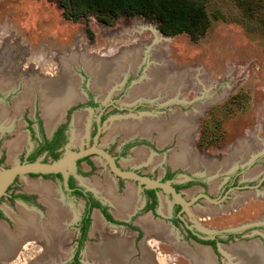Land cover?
Listing matches in <instances>:
<instances>
[{"label": "rangeland", "instance_id": "1", "mask_svg": "<svg viewBox=\"0 0 264 264\" xmlns=\"http://www.w3.org/2000/svg\"><path fill=\"white\" fill-rule=\"evenodd\" d=\"M209 8H219L227 19L214 20L203 37L198 41H192L185 33L163 35L157 29L156 22L139 16L119 18L112 25L98 21L93 15L81 20L71 21L63 17L62 9L56 0H0V71L5 70V64L9 62L8 58H11L8 72L15 81L13 86H9L5 90L0 89L4 94H7L10 90L15 91L18 88L11 97L12 108L7 107V104L1 106L7 109L6 115L8 116L5 119L1 118L0 122V131L3 129V132L0 133V154H3L2 158L0 157V174L19 161L18 155L13 157L14 160H9L6 141L14 138L17 131L25 132L22 118L24 108L28 107L29 116L33 117L35 94L37 92H32L30 102L21 105L18 110L14 109L13 106V99L24 92V78H31L32 76L38 77L39 80L50 76L56 78L60 75L61 69L66 67L69 68V73L75 78L72 82L75 84L76 89L81 92L83 82L86 83L87 87H90L92 73L88 71V68L98 73L100 71L97 69L98 66L86 68L85 61L87 62L90 59L97 62H107L109 60L100 59L115 58L118 59L116 61L118 63L122 60L120 58L123 54L135 52L136 55L141 54V62L144 58H147L148 61L146 59L142 63L140 62L137 68L131 67L133 70L126 74L127 68L124 69V75L121 76L124 81L128 78L132 79L131 84L126 88L121 87L124 82L122 84L118 83L123 79L118 76L116 72L118 68L115 67L113 73L109 72V74L113 76L112 82L116 84L112 85L113 87L104 95H100V92L95 90L93 95L95 99L103 103L117 97L116 101L119 104L127 107L139 104L140 107L136 110H125L122 113L109 112L106 114L103 126L106 128L102 132L103 135H101L99 143L106 146L110 138L111 141L118 142L125 140L122 135H119L122 131L113 132L114 130H111L110 132H113L111 137H107L108 128L116 122L140 123L149 118L155 119L158 123H163L165 119L160 116L168 113L169 120H165V123H168L176 113H193L194 115L190 119L192 120V123H190L192 128L190 127L189 131L190 148L195 156L202 155L198 158L203 159L204 164L210 170L206 166L196 172L186 169L182 170L177 177L183 181L186 176H194L187 174L188 171L198 173L187 185L188 187L182 189L186 199L191 200L190 205L186 208L188 213L185 214V218L192 228L202 230L204 235H219L221 238L217 243L218 245L213 247L207 243L188 238L184 234L183 228L177 226L173 231L177 237L178 245L190 251L197 246L199 249L209 250L213 255L214 264H237L225 255L228 248L231 249L237 245L250 246L257 244L264 251V226H262L264 225V194H261L264 187V33L260 26L256 25L258 23L254 19L244 17L233 0H209ZM240 19L247 21V23H241ZM151 61L160 62L163 68H167L171 73H185L184 71H187L190 75L191 82L189 83L191 86L189 83H186L187 86L184 84L182 93L180 95L176 93L174 99L166 101L169 104L167 106H163L164 104L159 105L160 102L163 103L166 99L147 100L145 98L151 97L144 95L130 101L127 100V98L130 99L134 96L135 90H132L135 87L134 85L141 83L147 75V71L151 67ZM199 74L205 83L203 86L198 81ZM95 77L93 76V80ZM109 82L107 78L105 85H108ZM91 89L93 90V88ZM37 96L39 115L44 118L45 115L42 108H40L42 107V99L40 94L37 93ZM9 99L8 101L2 99V101L3 103H9ZM74 104H78L74 107L76 111H81L86 107L85 104H81L77 100ZM198 105L199 109L196 112V106ZM175 109L178 110L173 113ZM90 112L89 110L82 112L85 119L90 116ZM129 114H139V116L124 117ZM113 116L123 118L110 120ZM202 123L211 126L216 125L213 133L216 138L214 139V145L204 149L198 146ZM151 133H153V137H157L158 133L148 132V134ZM153 137H150V139L154 140ZM19 140L12 145V149L18 145ZM254 142H256V145L252 144ZM70 143L72 144V142H69L68 146L71 145ZM243 143H247L248 148H253L256 157L252 161L247 162L248 159H244V156L239 155L234 160H230V164L226 166L225 170H222V167L220 169L209 167L210 164L217 163H223L224 165L225 161H229L233 156H236L234 155L236 147ZM83 145V142L78 141L74 147L81 148ZM175 147L176 142L174 139L173 143L163 148L158 147L162 152H156L158 153L156 155H169V153L171 155ZM238 149L242 150L241 147ZM42 157L39 156L38 159ZM124 159H132V162H129L131 166L143 169L145 172H149L153 168L147 158L145 163L148 165L140 166L142 163L139 162L143 159H136L133 153H129L125 158L120 159V162L126 166L123 162ZM244 162H247L245 163L247 164L246 167H242V170L234 178L237 183L233 184L228 192L222 194L220 189L227 180L228 171L236 169L238 166H244ZM160 164L157 165L158 168ZM255 169L261 171L253 177L248 176ZM96 170L93 173L92 171L88 172V174H91L85 176V178L94 179V177H98L100 179L99 183L111 182L114 179V175L108 173V167L104 166V163L97 165ZM157 173H159L157 169L151 171L152 175ZM31 180L56 184L52 177L23 174L17 176L8 192H29L30 190L26 189V182ZM128 185L137 188L139 186L138 183H134L132 180H127L124 184H121L124 189ZM204 191H207L214 200L219 198L217 205L206 198L198 201L201 196L196 197L197 194ZM249 192L253 194H245ZM193 198L195 199L193 200ZM239 199L241 200L236 203ZM67 200L64 199L63 203L68 205L69 211L73 214V221L63 228L66 234L70 235L69 240L63 244L66 248L65 254L57 257L61 255L57 253L59 249L51 246L43 247L38 240L28 241L21 244L16 250V256L9 260L11 261L10 264H34L40 261L43 262V259L44 263L42 264H71L68 256L75 244L73 238L77 235L76 221L77 214L81 210V200L77 198ZM20 205L23 206L18 200H10L5 197L0 200V209L3 214L0 221L4 223L8 221L10 229H13L14 223L6 210H9L10 213L16 212L19 214L20 209L17 210V207ZM207 207V210L215 209V211L206 212ZM35 208L41 213L46 211V207L41 204H38V207L30 206L28 209ZM110 210L113 211L114 209L111 207ZM143 215H139L140 218ZM254 222H261L262 225H251L237 231H220ZM91 228L90 235L86 239V245H100V242L107 244L109 241L110 243L127 241L131 247L130 262L133 260L142 261L144 251L149 248L148 250L154 252V256L156 255L157 264H194L189 255L190 253H187V255L186 251L182 252L173 242L165 243L160 238L149 241L151 239L150 235H152L151 232L149 234L144 232L145 234L143 233L139 238L137 237L138 232L131 228H120L104 222L101 231L99 230L91 236ZM163 229L166 230L165 227ZM226 233L232 234L229 236ZM166 234L169 235V232ZM164 239L169 240L170 238ZM42 251H44L43 254ZM80 258L86 264H103V262L95 261L96 259H93V261L90 258L88 259L84 253L81 254Z\"/></svg>", "mask_w": 264, "mask_h": 264}, {"label": "flooded vegetation", "instance_id": "2", "mask_svg": "<svg viewBox=\"0 0 264 264\" xmlns=\"http://www.w3.org/2000/svg\"><path fill=\"white\" fill-rule=\"evenodd\" d=\"M113 59L112 58H101L100 60H109V61L110 60L111 61L117 60L115 58H113ZM146 59L147 58H144L143 61H145ZM8 61L9 62L8 63L6 62V64H5V70L0 71V74H1V76H0V88L2 90L3 89L5 90L9 86H13L15 83L14 79L12 78L10 73L8 72V68H9L11 58H8ZM147 61H148V59H147ZM112 66H113V68H115L114 65H112ZM86 68H88V67H86ZM66 70H69V68L64 67L63 69H61L60 75L56 76V78L54 76L53 77L50 76L48 78H44L43 80L42 79L39 80L38 77L32 76L31 78H24L23 79V85H24L25 89H24V92L20 93L17 97H15L13 99L14 109L18 110L21 105L26 104L27 102H30V100L32 99L31 98L32 94L34 92H37L38 94H40V97L42 99V102H41L42 107H40V108H42V110H43V114L45 115V118L47 120L46 124L50 126V130L49 131L46 130L45 122H42V121H44V118L39 115L38 96L36 93L35 94L36 100H35V105L33 108V117L29 116L30 112L28 111V109H29L28 107L24 108V112L22 115V118L24 120L25 132L22 133L20 131H17L14 138L6 141V145L8 147L7 151H9L8 152L9 160H10V151L12 149V145L15 142H17L20 139V137L21 138L24 137V138H22V139H24V142L21 144V146L17 149V152L14 154V156H17V155L19 156L18 163L33 162L35 160H39L41 162H52V161L58 160L61 157H63L67 151L84 150V149L90 148L93 145H95V147L102 149L105 152H107L113 158L116 166L123 171L134 172L136 174L148 177V178L153 179V180H157L159 182L169 181L170 185L175 189V191L177 193H180L181 196L183 197V199H185V201L188 202L189 204L184 206L180 202L175 201V199L173 198V196L170 192H164L163 189L160 187H146L144 184L139 183L137 180H133V179H129V178H123L121 176H118L117 174H115L111 170L107 160L102 155H99L97 153H90V154H87V155L77 159L75 161V165H74L73 169H70L68 167L66 168V173H67L66 176L62 171H58V172H54V173H48V174L28 173L27 175H29V176H42V177L48 176V177H52L55 180L56 184L42 182L45 184H50L53 187L55 186L54 187L55 193L50 195L51 197H49L47 194L42 193L38 190L27 188L28 184L35 183V181H32V180L27 181L26 182L27 184L25 183L26 189L30 190L29 192L20 191V192H15V193H13V192L9 193L8 192L9 188L16 181V178H17V176H16L14 178L13 182L5 190V194L0 197V200L4 197L7 199L9 198L10 200H18V202L20 204L25 206V207H23L20 205L17 207V210H18V208L20 209L19 210V214H21L20 218L22 216H25V215H32V216L35 215L39 219V224H40L39 227H40V226H43L45 224V222L47 223V221L52 220L51 215L49 213V211H50V205L48 203L49 198L55 200L56 202H58L59 204H61L62 206L66 207L68 209H69L68 205H65L63 203L64 199L65 200H67V199L69 200L70 198H72L74 200L76 198L80 199L81 200V202H80V207H81L80 209L81 210L77 214L78 217H77V221H76L77 222L76 223L77 235L73 238L75 241V244L73 246L72 251L69 253V256H68L69 263H71V264H85L84 261L80 258V256L83 253V249H84L85 244H86V239L88 238V235H90V233H89L90 228L92 226V228H91V235H92L99 230L101 231V229L103 228L104 222H108V223L113 224L115 226H118L120 228H131V229L138 232L137 237H139V238L143 235L144 232H147L148 234L151 232L152 235H150L151 239L149 241H151V240L154 241V240H156L155 238H157V239L160 238L165 243L170 242V241L162 238V236H159L157 234L156 229L158 228L161 230L162 228L165 227V228H170V229L172 228L171 230L173 231L175 229V227L181 226V228H183L184 234L188 238L195 240L197 242H201V243L207 242V244H209L213 247L217 246L218 245L217 243L220 240L221 236H219V235H215V236L204 235L202 230H199L197 228H192L191 224H189V222H187L186 218H185V214L188 213V210L186 208L190 205L191 200L186 199V197L183 194L184 192H182V189L187 188L188 187L187 185L190 184V182L194 179L195 175L196 174L198 175V173H194L196 171L190 172L187 170L188 171L187 174L194 175V176H191V177L186 176L184 178V180L181 181L177 177L180 175L182 170L183 171L186 169L191 170V168H189L186 165L184 166V165L178 164V163L175 166V164H173L170 160L172 157V154L170 155V153H169V155H165V154L156 155L159 152H162L160 149H158V147L163 148L164 146H167L170 143H173L174 139L176 142V147H175V150L173 149V151L177 152V153L180 152L181 151L180 142L182 141V138H181L182 134H180V131L179 130H173V132L168 136L167 139L164 140V142L160 141L161 133H160L159 129H152L151 130V131H154L155 133H158L157 137H153V135H152L153 133L148 134V131L147 132L135 131V132L130 133V134L126 133L125 131H122V132L120 131L121 133L119 135H122V137L125 138V140L118 142L115 140L111 141V138H110V140H108L109 142L108 143L106 142L107 143L106 146H102L99 142L101 139V135H103L102 132H104V128H106V127H103L105 115L108 114L109 112L110 113H118V112L122 113L125 110H136L140 106H138L139 104H135L134 106L127 107L126 105L119 104L116 101L118 99L117 97L113 98V100H110L106 103L100 102V101H98V99H95L93 92L95 93V91H97V92H100V91H98L94 86H92V80H93L94 73L89 68H88V71L90 73H92V79L90 82V87H87L86 83L83 82V84L81 85L82 91L80 92V90L78 91L76 89L80 93V96L77 97L76 99H73L68 104L62 105L61 108L58 109V111H59L58 115L54 120L49 119L48 114L45 111L46 108H44V104H45V102H44L45 101V89H44V87L46 84H50L51 82H53L55 80L61 79L64 76V74L66 73ZM130 70H133V69L129 68L128 71H125V74L127 72H129ZM84 79H86V78H84ZM121 79H123V78H121ZM132 81H133L132 79L128 78L125 81L123 79L118 83L122 84L124 82V85L122 84L121 87L126 88L131 84ZM115 84L116 83H113L111 80V82L109 83L110 86L108 85L109 87L107 88L106 92H108ZM20 86L21 85L19 84V87ZM91 88H93V90ZM1 89H0V104H1L0 107L5 106V104H7L8 105L7 107L12 108L11 107V104H12L11 97L15 93V91L18 90V88L15 91L10 90L7 94H4V92H2ZM133 89H134V87H133ZM101 94L104 95L103 93L100 92V95ZM8 98H10L9 103H3L2 99L8 101ZM80 98H82V99H80ZM161 98L166 99V100H164L163 103L160 102L159 105H161V104L162 105L164 104L163 106L169 105L166 103V101H168V100L170 101L171 99H167V97H165L163 95L155 96L152 98H145V99H147V100H155L156 99L157 100V99H161ZM134 99H136V98H134ZM76 100L81 104H85L86 105L85 109H82L81 111L74 110V107L76 105H78V104H74L76 102ZM127 100H129V99L127 98ZM127 108H129V109H127ZM88 110L91 111L90 116L87 119H85V115L82 112L88 111ZM176 110H178V109H175L173 111V113L174 112L176 113ZM61 111H62V113H61ZM180 113H176V115L180 114ZM78 114L82 115L81 123L76 122L77 118H78ZM143 115H144V113H143ZM176 115H174L172 117V120L168 123H165V120L166 121L169 120L168 113H165L163 116H160V117L162 119H165V120H163L164 121L163 123L172 124ZM5 116H7V115H5ZM136 116H139V114H129L127 116L125 115L124 117H136ZM119 118H123V117L113 116L110 120L119 119ZM2 119H5V117H3ZM162 119H161V121H162ZM144 120H147V119H144ZM153 120H155V119H153ZM0 122H1V119H0ZM159 124H160V122H159ZM112 126L113 125H111L108 128L109 130L107 133V137H111V135H112V133L110 132ZM194 127H195V124H194ZM2 132H3V129L0 131V133H2ZM117 134H118V132H117ZM113 137H115V136H113ZM150 137H153L155 139L151 140ZM22 139H20V140H22ZM20 140H19L18 144L20 143ZM168 140H170V141H168ZM78 141L84 143L83 147H81V148L80 147H78V148L74 147L75 143H77ZM69 142H72V144L70 143L71 144L70 146H68ZM115 142H117L116 145H114ZM0 143H1V139H0ZM165 143H167V144H165ZM141 148L146 149L148 152L147 153L148 154L147 161H149L151 163V166L153 167L151 169V171H154L155 169H157L159 173L152 175L151 171L145 172V171H143V169L134 168L129 163V162H132V159H127V160L124 159L123 162L126 164V166L120 162V159L125 158L129 153H133L135 158L139 159L137 157L136 150L141 149ZM154 150H157V151H154ZM165 150H166V148H165ZM173 151H172V153H174ZM156 152H158V153H156ZM193 152L196 153L194 150H193ZM1 153H2V151H1ZM2 155L3 154H0V157ZM39 156H43V157L38 159ZM156 156L160 158L157 161L158 163L157 162L154 163V158H156ZM198 156L202 157V155H198ZM30 160H32V161H30ZM160 160H162V161L159 162ZM249 161H252V159L251 160L249 159L247 162H249ZM145 162H146V160L144 158V160H141L139 162L140 164L142 163L140 166H147L148 164H146ZM247 162H244V164H243L244 166H241V167L238 166L236 169L228 171L227 180L225 179L226 181L222 184V187L220 189V192L222 191V194L228 192L229 189L233 186V184L237 183L234 181V178H236V174L240 170H242V167H244V168L246 167L247 164H245V163H247ZM103 163H104V166L108 167V173L114 175V179L112 180L113 182L111 181V182L99 183L100 179H98V177H94V179H91V178L86 179L85 178V176H88V175L90 176L91 173L88 174V172H91V171H92V173L96 172L97 171L96 170L97 165H100ZM159 164H160V167L158 168L157 165H159ZM206 167L208 168V166H206ZM141 168H143V167H141ZM260 171H261L260 169H257L256 173H259ZM101 175H103V174H101ZM263 176H264V173H263ZM251 177H253V176H251ZM127 180H132V181H134V183H138L139 184L138 188L137 187L135 188L133 186H128L127 189L125 190L121 186V184L122 183L124 184ZM38 182H41V181H38ZM109 185H111V187H112L113 197H116L115 195H118L120 197H116V198L119 199L120 201H124V202L128 201L130 199V196H129L130 187H133L136 190V198L135 199L133 198L134 200H132V205H131L132 207L129 209L128 212H130L131 210L132 211L129 214H128V212L126 214H122V215L117 214L118 207L114 203L113 199H111L112 197L108 198L105 195L107 187ZM263 191H264V187L261 190L262 194H263ZM203 194H206L209 197H211L207 191L200 192L196 196V197L201 196V198H199L198 201L202 198H205L204 196H202ZM247 194H249V193H247ZM36 197H37V199H35ZM38 199H39V201H38ZM216 201H219V198H216ZM239 201L240 200H238L237 202H239ZM96 203H98L99 206L95 205ZM38 204L44 205V207H46L45 213L39 212L36 208L35 209H28L30 206L38 207ZM213 204L217 205V203H214V202H213ZM111 207L112 208L115 207L114 214L116 216H120L121 218L116 217L113 214V212L110 210ZM208 207H210V206H208ZM88 208L90 209V211L88 213L89 218H90V222H89L85 237L82 240V235L80 234V225L82 222L81 219L87 215L86 210ZM103 209L105 210L104 213H103ZM105 212L108 213L115 222H111V221L107 220L104 216ZM6 213L8 214L9 217L12 218L13 223H14L13 229L14 228L15 229L14 230L10 229V224L8 223V221L6 223L0 221V223H3L5 225V227H7L8 230L15 232L16 226H17L16 225V219H17V217H19V214L16 212L10 213L9 210H6ZM96 213L100 214V216L102 217L103 222H102V225H100L101 228L96 227V223H95ZM142 214H144L142 216V218H139L140 217L139 215H142ZM146 214H148V215H146ZM2 216H3L2 210L0 209V217H2ZM72 217L64 225H60V227L57 229V233H55L54 236L50 235L46 238L44 237V238L37 239L39 241V243L42 244L43 247H45V246L50 247L51 246V247H55L56 249H59L60 251L58 250L57 253L61 254V255H59L57 257H61L65 254L66 248H65V245H63V244H64V242L69 240L70 235L69 234L67 235L63 228L67 224H69L73 221ZM122 217H124V218H122ZM45 220H47V221H45ZM167 225L169 227H166ZM260 225H262V224H260ZM262 226H264V225H262ZM48 231H49V229H48ZM153 234L155 237L153 236ZM231 234L232 233H226V235H229V236ZM48 235H49V233H48ZM261 236H263V234H261ZM165 237H166V234H165ZM32 241H34V240H32ZM46 244H48V245H46ZM93 248L94 247L92 245L87 247L84 255H87V253L92 252ZM96 249H97V247H96ZM148 249H146L147 252L149 251ZM43 253H44V251H42V254ZM9 262H11V261H8V262L5 261L3 264H10ZM40 263L41 264L44 263V259H43V262L40 261V262H37L34 264H40ZM66 263H67V261H66Z\"/></svg>", "mask_w": 264, "mask_h": 264}, {"label": "bare ground", "instance_id": "3", "mask_svg": "<svg viewBox=\"0 0 264 264\" xmlns=\"http://www.w3.org/2000/svg\"><path fill=\"white\" fill-rule=\"evenodd\" d=\"M132 57V58H131ZM122 60H120L118 63L113 61H101L97 62L95 60H88L85 62V65L87 67H97L99 71L96 72L95 70L92 71L94 73L95 79L92 80V85L99 89L101 93H105L107 91V88L109 87L106 84V79L108 78V82L112 80V75L109 74V72L113 73V66L116 64V72L118 73V76L122 78V74L124 73V69L127 68L126 71H128L129 68H136L139 66L141 62V54L136 55L135 52L133 53H125L121 56ZM163 63V62H162ZM129 66V67H128ZM150 68L147 71V75H145V78L141 83H137L133 89L135 92L133 93L134 96L130 98L129 100H132L136 97L140 98V95H144L146 97H155L159 95H163L165 97H168V99H174V95L178 93L179 95L182 93V87L184 84L191 82L190 75L187 73V71H184L185 73H171L166 69L163 68L160 62L158 61H151ZM109 74V75H108ZM115 74V71H114ZM192 74V73H191ZM196 74V73H194ZM193 74V75H194ZM202 74V72H201ZM200 75V74H199ZM192 76V75H191ZM198 77V76H197ZM196 77V80L198 79ZM75 78L69 73L67 70L64 76L60 80H56V82H52L50 84H46L44 89H45V104L44 108H46L47 114L49 119L54 120L57 115H58V109L61 108L62 105L68 104L70 101L73 99H76L77 97L80 96V93L76 90L75 84L72 82ZM207 79V78H206ZM204 79V80H206ZM201 75L198 81H200L201 86L205 83L202 81ZM109 82V83H110ZM193 84V83H191ZM188 84H186L187 86ZM190 85V83H189ZM191 86V85H190ZM198 87V86H197ZM200 87V86H199ZM188 88V87H187ZM196 88V87H195ZM199 89V88H198ZM29 91V90H28ZM185 91V90H184ZM31 93V92H30ZM177 98V97H176ZM205 105V104H204ZM203 106V105H201ZM202 108V107H200ZM199 109V105L196 106V112ZM203 109V108H202ZM201 110V109H200ZM199 110V111H200ZM7 114V110L4 107H0V119L3 117H6L5 115ZM193 113L190 114H177L174 123L173 124H165V123H158L157 121L153 119H147L143 120L140 123L136 122H116L111 127V130L113 132L115 131H125L126 133L130 134L135 131H142V132H149L152 129H159L161 136L160 141L164 142L165 139L168 138V136L173 132V130H179L180 134H182L181 138L182 141L180 142L181 146V151L180 152H174L172 153L171 157V162L173 164H182L186 165L189 168H191L192 171H198L201 168L205 166V161L201 158H198L195 156L190 148L189 144V131L192 123L190 119H192ZM8 116V115H7ZM82 121V115L78 114L77 118V123H81ZM192 128V127H191ZM112 132V133H113ZM24 138V137H22ZM21 138V139H22ZM184 139V140H183ZM254 140V139H253ZM24 142V139L20 140V143L14 147L11 150L10 153V160L13 159L14 154L17 152V149L21 146V144ZM253 145H256V142L252 143ZM247 143L240 144V146L236 147L235 149V157L233 156L232 159H229V161H225L224 165L223 163H217L214 165L210 164V168L212 169H217L221 168L222 170H225L226 166H229L230 160H234L237 158L239 155L241 157L244 156V159H252L254 156V150L253 148H248ZM241 147L242 150H239L238 148ZM248 148V149H247ZM241 151V152H240ZM146 149H138L136 150L137 157L139 159H145L148 157ZM247 157V158H246ZM255 157V156H254ZM160 158L156 156L154 158V163H156ZM14 160V159H13ZM228 160V159H227ZM247 160V161H248ZM228 162V163H227ZM209 163V162H208ZM256 170H253L249 176H254L258 173H256ZM27 188L29 189H35L38 190L42 193L47 194L49 197L50 195L54 194L55 189L52 185L50 184H45L42 182L35 181V183H30L28 184ZM248 195L247 193H245ZM249 194H253L250 193ZM258 194V193H254ZM262 194V193H261ZM264 194V191H263ZM105 195L108 198L113 199L114 203L118 207L117 214L122 215L126 214L129 209L132 207V200L136 198V190L133 187H130L129 189V196L130 199L128 201H120L116 197H113V192H112V187L109 185L107 187ZM134 198V199H133ZM118 200V201H117ZM131 200V201H130ZM241 200V199H239ZM50 205V215L52 220L47 221L43 226L39 227V219L35 215H25L20 217H17L16 219V231L12 232L5 227L3 223H0V264L4 263L5 261H9L10 259L14 258L16 255V250L21 246V244H25L28 241L32 240H37L39 238H46L48 236H54L55 233H57V229L60 227V225H64L69 219H71L72 214L69 211L68 208L62 206L58 202H56L53 199L49 198L48 201ZM238 203V202H236ZM235 204V203H233ZM232 204V205H233ZM235 206V205H234ZM198 209V208H197ZM206 212H212L215 211V209H210L207 210ZM30 211V210H29ZM96 227H100L102 225V217L100 214L96 213ZM54 223V224H53ZM101 228V227H100ZM49 229V231H48ZM96 229V228H95ZM98 229V228H97ZM157 234L159 236L165 235L164 232H167L163 228L156 229ZM155 230V231H156ZM49 233V235H48ZM164 237V236H163ZM41 240V239H40ZM174 240V239H173ZM56 241V240H55ZM50 242V241H49ZM175 242V241H174ZM48 245V244H47ZM225 247V246H223ZM182 250L186 251L190 257L193 259L194 264H214V258L213 255L210 253L209 250H204V249H199L198 247H195L192 249V251L183 249ZM222 250V248H221ZM226 250V249H225ZM224 252V250H222ZM227 253L225 255L233 259L237 264H264V251L260 247V245H250V246H243V245H237L234 246L231 249L226 250ZM131 251L128 246L121 244L120 246H113L112 244H109L106 247L102 246V249L98 248L97 249L94 247V252L89 253V258L95 259H103V260H108L110 263L109 264H127L125 262V259L127 257V254H130ZM57 256V255H56ZM145 262H134L132 264H157L156 257L154 255L146 256ZM93 261V260H92ZM96 261V260H95ZM244 263H243V262ZM98 263V262H97ZM106 263V262H105ZM104 263V264H105Z\"/></svg>", "mask_w": 264, "mask_h": 264}, {"label": "trees", "instance_id": "4", "mask_svg": "<svg viewBox=\"0 0 264 264\" xmlns=\"http://www.w3.org/2000/svg\"><path fill=\"white\" fill-rule=\"evenodd\" d=\"M65 19L77 21L93 15L98 21L112 25L119 18L135 16L156 22L163 35L185 33L192 41L203 37L214 20L227 19L219 8H209V0H56ZM247 19H254L264 33V0H233ZM246 24L247 21L239 20ZM250 28V26H248ZM207 125V126H206ZM206 126V127H205ZM216 125H201L198 146L201 149L214 145ZM32 161V160H30ZM95 205L99 206L98 203ZM90 209L81 220L80 234L85 237ZM103 209V213H104ZM85 212V213H86ZM105 218L115 222L105 212ZM207 243V242H205Z\"/></svg>", "mask_w": 264, "mask_h": 264}, {"label": "water", "instance_id": "5", "mask_svg": "<svg viewBox=\"0 0 264 264\" xmlns=\"http://www.w3.org/2000/svg\"><path fill=\"white\" fill-rule=\"evenodd\" d=\"M90 153H97L99 155H102L107 162L109 163V166L111 170L117 174L118 176H121L123 178H129L133 180H137L139 183L144 184L146 187H160L163 189L164 192H170L175 199V201L180 202L184 206L188 205L189 203L183 199L180 193H177L175 189L170 185V182H159L157 180L150 179L145 176H141L139 174H136L134 172L130 171H123L120 168H118L113 160V158L104 150L99 149L93 145L90 148L79 150V151H67L63 157H61L58 160L52 161V162H41L39 160H35L33 162H23V163H17L7 170H4L0 174V197L5 194V190L7 187L13 182L14 178L18 175L28 174V173H42V174H48V173H54L58 171H62L65 176L66 168L73 169L75 165V161L87 154ZM254 158V157H253ZM252 158V160H253ZM207 200L217 203L216 200L212 199L206 194H203ZM195 199V198H194ZM193 199V200H194ZM261 222H254L249 224H242L240 226H236L233 228H227L220 230L221 232H228V231H237L241 230L245 227L251 226V225H259ZM218 232V231H217ZM85 263V262H84ZM86 264V263H85Z\"/></svg>", "mask_w": 264, "mask_h": 264}, {"label": "crops", "instance_id": "6", "mask_svg": "<svg viewBox=\"0 0 264 264\" xmlns=\"http://www.w3.org/2000/svg\"><path fill=\"white\" fill-rule=\"evenodd\" d=\"M76 88V87H75ZM80 99H82V98H80ZM61 113H62V111H61ZM60 113V114H61ZM44 122H45V126H46V130L47 131H49L50 130V126L49 125H47L46 123H47V120H46V118H45V116H44ZM174 152V151H173ZM171 154H172V152H171ZM176 166V165H175ZM129 186V185H128ZM127 186V187H128ZM127 187L125 188V190L127 189ZM133 187H135V186H133ZM136 188V187H135ZM124 190V191H125ZM125 193V192H124ZM115 195V194H114ZM116 197H120V196H118V195H115ZM113 214H114V212H115V207H113ZM132 211V210H131ZM130 211V212H131ZM130 212H128V214L130 213ZM127 214V215H128ZM115 215V214H114ZM126 215V216H127ZM146 215H148V214H146ZM116 216V215H115ZM116 217H119V218H121L120 216H116ZM125 217V216H124ZM124 217H122V218H124ZM140 218V217H139ZM142 218V217H141ZM162 223V222H161ZM165 225V224H164ZM103 227H104V224H103ZM166 227H169L168 225L166 226ZM167 229V232H169V235H167L166 233L167 232H165V234H166V237H165V235H164V237H163V235H161L162 236V238H170L168 241H170V242H173V244L175 245V246H177L178 248H180V250L182 251V252H185L184 250H182V248L178 245V243H177V237H176V235H175V233H174V231H172L170 228H166ZM92 236V235H91ZM169 236V237H168ZM174 239V240H173ZM175 241V242H174ZM103 243H105V242H100V245H92L93 247H98L99 249L101 248L102 249V246H105L106 247V244H103ZM109 244H112L113 246H115V245H117V246H120L121 244H124V245H126V246H128L129 247V249H130V251H131V247H130V244H129V242H121V241H119V242H111L110 243V241L109 242H107V246L109 245ZM90 245H86L85 244V247H84V249H83V253L85 254V252H86V249H87V247H89ZM198 247V246H197ZM92 252H94V248L92 249ZM153 253L154 252H152V251H145L144 252V255H143V257H142V261L141 260H133V261H129V256H131V253L130 254H127V257H126V259H125V262L127 263V264H132V263H134L135 261L136 262H145V261H147L146 260V256H148V255H150V256H152L153 255ZM156 254V253H155ZM186 254H187V252H186ZM188 255V254H187ZM156 256V255H155ZM85 257H87L88 259H89V253H87V255H85ZM157 258H159L158 256H157ZM92 260H93V258H91ZM157 261H158V259H156ZM96 261H99V262H103V264L105 263V264H109L110 262L106 259V260H103V259H96ZM163 263V262H162Z\"/></svg>", "mask_w": 264, "mask_h": 264}]
</instances>
